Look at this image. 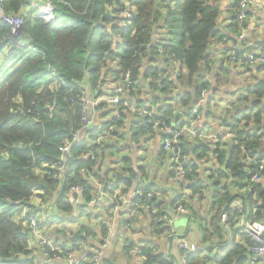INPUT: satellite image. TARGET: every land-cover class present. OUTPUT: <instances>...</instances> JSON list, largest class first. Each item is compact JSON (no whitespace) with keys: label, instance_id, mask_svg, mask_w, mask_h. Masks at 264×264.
Returning a JSON list of instances; mask_svg holds the SVG:
<instances>
[{"label":"trees","instance_id":"obj_1","mask_svg":"<svg viewBox=\"0 0 264 264\" xmlns=\"http://www.w3.org/2000/svg\"><path fill=\"white\" fill-rule=\"evenodd\" d=\"M29 2H3L7 13L24 18L22 39L28 48L14 57H5L3 39L9 29L0 23V264L53 263L44 255L48 253L53 259L50 248L33 243L29 220L22 215L23 208L27 207L38 219L41 210L53 211L49 224L63 214L74 222L69 215L87 207L71 203L69 189L76 185L84 188L81 196L84 204L95 199L92 196L95 190L134 188L142 196L135 197L132 204L152 214L153 230H168V223L158 224L157 220L167 216L172 221L175 216H185L186 195L171 203V211H165L162 199L142 183V169H135L131 159L125 157L120 166L118 152L125 147L120 148L116 141L124 137L123 125L128 117L135 120L129 135L136 143L145 136L160 137L161 144L165 139L147 121H141L135 114L136 118L131 116L130 105L147 107L140 100L144 81L150 82L149 88L165 95L156 98L160 103L153 101L147 107L156 113L155 122H167L181 130L190 123L189 114L194 107L210 108L215 93L229 85V71L233 65L238 66L231 60L232 55L239 47L241 32L249 29L248 23L238 20L239 0L230 8L229 36L218 31L220 0H130L133 24L121 39H117L120 29L116 21L121 16L118 0H53L56 7L53 24L38 17L37 11L28 7ZM120 6L125 9L124 5ZM159 30L166 32L162 34ZM221 44L224 45L220 48V69L211 79L217 60L212 59L210 50ZM177 60L181 69L174 76L171 67ZM240 71L246 78L239 97L234 99V94L227 93L224 96L229 106L227 119H232L228 123H233L230 141L224 144L218 138L211 146L200 139L203 136L200 128L196 129L195 137L184 135L179 140L177 150L186 172L184 182L188 185L186 188L176 183L179 191L188 189L192 196L201 197L205 183L200 178L201 165L197 160L202 159L201 154L208 157L213 150L216 157L207 176L214 188L211 218L205 226L198 223L208 253L203 250L193 253L187 258V264H247L254 241L250 235L240 233L237 227L240 216L230 206L241 201L250 222L264 218V187L262 182H250V173H259L260 163L264 162V66ZM128 73L131 86L124 92L120 106L112 109L100 105L91 109L89 118L93 127L84 128L81 96L89 93L92 99L87 97L92 101L105 96L102 89L106 83L123 84ZM204 91H208L211 99L199 103ZM116 110L122 113L117 114ZM99 112L102 114L96 118ZM178 114L185 116V124L176 123ZM104 117L107 121L98 123ZM77 133L80 137L74 141ZM187 137L196 141L191 151L194 145L188 143ZM67 145L70 164L61 151ZM160 153L173 163V155L163 148ZM191 155L197 160H190ZM106 157L110 161L102 169ZM62 158L67 168L64 177L58 179L55 167ZM171 175L173 180L175 163ZM250 187H253L252 193ZM36 197L39 205L35 204ZM179 205L185 207L186 213L174 212ZM225 213L228 222L222 223ZM228 229L235 238L232 243ZM93 231L90 227L81 228L74 243L83 242L80 238L83 232L92 234ZM107 234L109 229L104 223L100 237L105 240ZM45 235L56 239L53 231ZM151 262L168 264L162 258L149 259L145 264Z\"/></svg>","mask_w":264,"mask_h":264},{"label":"crops","instance_id":"obj_2","mask_svg":"<svg viewBox=\"0 0 264 264\" xmlns=\"http://www.w3.org/2000/svg\"><path fill=\"white\" fill-rule=\"evenodd\" d=\"M235 4V0H220L219 6L221 8V18L219 21L218 31L222 35H230L229 26L231 24L232 15L230 8ZM249 29L247 30V45H254L256 42L264 41V14L259 13L255 20L248 21ZM166 30H159V33L164 34ZM158 33V34H159ZM226 42V37H224ZM224 44L215 45L210 52L213 53L212 59L217 60V63L213 67L211 73V79L214 74L220 69L221 55L220 48ZM232 46L231 43H228ZM262 47L255 48L254 51L261 50ZM181 63L177 60L171 67L172 74L175 76L180 73ZM230 70V69H229ZM240 67H231L229 71L230 84L221 88L220 92H216L213 98V102L209 109L201 110L202 122L199 126V130L202 132L203 137L200 138L211 146L216 143L212 137L218 138L221 143H228L230 138L226 137L227 131L233 126V123H228L231 118L227 119L226 110L229 108L228 103L225 101L224 96L227 94H238L242 92V87L246 76L244 77L240 71ZM257 72V71H255ZM145 87L142 89L140 100L142 106L150 107L154 102L160 103L157 97H165L158 92L149 88V81H144ZM106 87V88H105ZM113 89V85L106 83L102 89L104 95L109 94ZM180 90L178 91V93ZM89 95V93H87ZM92 99V95H89ZM176 104V103H175ZM177 111L181 112L180 109ZM102 112L96 114L101 115ZM179 121L176 123L180 125L185 124L187 121L185 116L178 114ZM132 117L136 116L131 114ZM95 118V120H96ZM98 123L107 121V117L99 118ZM133 118H129L124 122V137L118 139L116 143L121 148L118 152V163L123 166L121 159L123 157L130 158L135 169H142L140 172L141 181L151 192L155 193V197L162 199V202L166 204L165 211H168L172 205L171 203L180 198L182 195H186L188 202L187 214L183 217L175 216L172 218L171 227L179 234L183 236L184 241L194 250V253L203 250L202 235L198 228L199 226H205L208 224L211 218V209L213 206V191L214 188L211 182L207 179L214 163H216V157H213V152H210L208 157H203L201 154V160H197L195 156H190V160H197L201 167L200 178L205 183L202 190L201 197L197 198L188 193L179 191L175 187L176 183L171 179L173 163L164 154L160 153L162 148L161 139L152 137H142L140 143L129 135L133 130L132 125L134 123ZM141 121H146L141 119ZM200 132V133H201ZM138 139V140H139ZM188 143H193V147L190 151L196 147V141L194 138L187 137ZM212 148V147H211ZM213 149V148H212ZM116 157L113 158L115 160ZM210 160V162H209ZM110 161L109 157H106L102 161V169L108 166ZM209 162V163H208ZM218 168V167H215ZM264 187V176L261 183ZM98 188V186H96ZM101 190H95L92 192L93 199L90 203H86L87 207L79 212L69 215L71 220H68L65 214L56 216L54 221L49 224V218L55 214L50 210H41L39 212L40 219L45 222L46 228L44 234L53 231L56 240H60V243L69 245L74 244L76 239L71 238L74 234L77 235L81 228L90 227L93 231L91 234L83 232L80 237L83 240L84 249L86 253L96 252L100 254V261L98 264H145L149 259L162 258L168 264H183L184 251L180 248V239L170 238L166 236L164 232H158L153 230V218L152 214L146 210L139 209L133 203L135 197V189H125L120 187L115 191L109 192L106 190L107 195H102ZM121 197L124 201L121 209L114 210L113 205L116 202L117 197ZM255 199V198H254ZM39 205L40 202H36ZM191 207V208H190ZM231 208V207H230ZM172 209V208H171ZM170 209V211H171ZM84 214V217L81 214ZM249 221V220H248ZM103 222V223H102ZM107 224L109 234L105 240L100 237L102 224ZM238 227V224H237ZM240 233H241V229ZM229 232L234 237L231 229ZM244 234V233H242ZM235 240V238H234ZM33 243H38L33 240ZM208 253V251H207ZM206 254V253H205ZM216 255V252L214 253ZM171 259V263L167 262V259ZM91 261V260H90ZM52 264H65L64 261L53 262ZM94 264V263H93ZM156 264V262H151ZM160 264V263H158ZM256 264H264V259H261Z\"/></svg>","mask_w":264,"mask_h":264},{"label":"built area","instance_id":"obj_3","mask_svg":"<svg viewBox=\"0 0 264 264\" xmlns=\"http://www.w3.org/2000/svg\"><path fill=\"white\" fill-rule=\"evenodd\" d=\"M120 2L119 6L117 7L118 10L121 12V16L117 19L116 24L119 27L117 39H121L122 35L125 31L129 29V27L133 24L134 12L130 8V0H118ZM176 0H166V2H175ZM4 0H0V23H3L5 26L8 27V32L6 34V38L3 39L4 45L6 46V51L4 52L5 57H14L17 52L22 49L28 48V44L22 39V30L24 26V18L10 14L5 11ZM120 5H124L125 9ZM28 7L32 10L37 11V16L44 19L47 24H53L56 21V16L54 11L56 9L53 0H30ZM263 13L264 14V0H239L237 4V17L238 20L242 23H248L250 20H255L257 14ZM247 42V30L244 29L240 36H239V47L243 46L246 47L248 45H243L244 42ZM239 47L233 53L231 60L236 63L241 70L249 71L256 69L257 67L264 66V51L263 48L259 51H254L252 53H245L242 50H239ZM171 59V57H170ZM173 77L170 78V81H173ZM131 86V76L128 73L125 76L123 84L114 85L113 89L109 94H105V96L98 97L94 101H92L88 95L83 94L79 99V105L81 106V114H82V123L84 124V128L90 129L93 127L90 117V110L98 107L100 105H105L108 108H117L123 101V94L126 90H128ZM211 95L208 91H204L201 95V100L199 103H206L210 101ZM127 106V104H126ZM130 112L139 116L141 119H145L149 125L152 126L153 131L155 133H159L165 137L162 148L167 151L168 153L173 155V163H175V171L176 175L173 179L177 185H184L186 188L188 185L184 182L185 177V170L183 164L181 163L180 153L178 152V145L179 140L182 136L188 135L191 137H195L198 132L197 128H199L202 118H201V107L197 105L191 110L189 114L190 123L187 124L183 129L176 130L173 126L167 124V122H155L156 113L153 110H150L147 107H139L136 105L129 106ZM50 111H53V107L50 108ZM115 113L120 114L118 110ZM80 137V133L75 135L74 141H77ZM203 137V136H202ZM226 137L231 138L230 129L227 131ZM216 142L217 140L212 137ZM101 140V139H100ZM100 140L98 142H100ZM64 156L69 154V145L65 148L61 149ZM185 158H183L184 160ZM249 161H251L249 159ZM66 162L62 158L55 167L56 171V178L60 179L64 177L66 171ZM260 172L256 174H251L250 182L252 184H258L262 182L264 174V162L260 163L259 166ZM116 189L113 187L109 188V192L115 191ZM249 190L253 191V187L249 188ZM190 190L186 189L185 192L188 193ZM84 193V188L82 186H72L69 189V199L71 203L75 206H82L87 204L83 203L81 198L82 194ZM106 191L103 190L101 192L102 195L105 194ZM142 196L140 191H135V197ZM151 196L150 194L148 195ZM134 197V198H135ZM37 202L38 198L36 197ZM114 210L121 209L122 204L124 201L121 197L116 198V202H114ZM231 209L236 211L239 214V222L238 227L241 229V233L248 234L252 237L254 241V246L250 248V252L252 253L251 260L247 264H256L261 259H264V218L258 222H250L246 214L244 213V205L241 201H235L231 204ZM174 212H178L180 214L186 213V209L184 206L179 205L177 206ZM173 212V213H174ZM24 217H27L29 220V225L31 228L32 238L34 241L47 246L50 248L51 253H53V259L49 257L48 253H45V257L49 258L51 262H60L64 261L65 264H80L83 261L91 260L94 264H98L100 261V254L96 252L86 253L84 249V244L82 242H77L74 244H63L59 243L56 244L49 236L44 234V230L46 228V224L43 221L41 223V219H38L34 214L29 212L27 207L23 208ZM222 223L228 222V214H223L221 218ZM158 224L161 223H168L169 229L165 230L166 236L170 238H177L180 239V248L185 252L183 255L184 261L183 264H187V258L194 253V250L180 237V235L171 227V221L167 216L160 218L157 220ZM160 232L161 229H160ZM232 234L229 232V241L232 243L234 241V237L231 236ZM53 242L54 245H50ZM205 253L207 250L205 249ZM167 262L171 263V259L168 258Z\"/></svg>","mask_w":264,"mask_h":264},{"label":"water","instance_id":"obj_4","mask_svg":"<svg viewBox=\"0 0 264 264\" xmlns=\"http://www.w3.org/2000/svg\"><path fill=\"white\" fill-rule=\"evenodd\" d=\"M257 47H262L264 49V41H260V42H256L254 45H250V46H246V47H239V50H242L245 53H252L254 52L255 48ZM67 157L68 163L70 164L71 162V158L69 156V154L65 155ZM78 237V235H75L74 238Z\"/></svg>","mask_w":264,"mask_h":264},{"label":"rangeland","instance_id":"obj_5","mask_svg":"<svg viewBox=\"0 0 264 264\" xmlns=\"http://www.w3.org/2000/svg\"><path fill=\"white\" fill-rule=\"evenodd\" d=\"M254 83H257V82H254ZM229 84H230V81H229ZM239 97V93L238 94H234V99H237ZM43 221H41V223H42ZM54 241V243H56V244H59L60 242V240H58V241H56V239H54L53 240ZM54 243L53 242H51L50 243V245H54Z\"/></svg>","mask_w":264,"mask_h":264}]
</instances>
